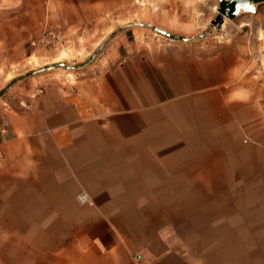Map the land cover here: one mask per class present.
<instances>
[{
	"label": "crops",
	"instance_id": "1",
	"mask_svg": "<svg viewBox=\"0 0 264 264\" xmlns=\"http://www.w3.org/2000/svg\"><path fill=\"white\" fill-rule=\"evenodd\" d=\"M134 2L0 0L22 38L124 28L4 110L0 264H264V110L243 59L110 26Z\"/></svg>",
	"mask_w": 264,
	"mask_h": 264
},
{
	"label": "rangeland",
	"instance_id": "2",
	"mask_svg": "<svg viewBox=\"0 0 264 264\" xmlns=\"http://www.w3.org/2000/svg\"><path fill=\"white\" fill-rule=\"evenodd\" d=\"M217 5V0H148V3L147 0H135L133 13L126 12L125 17H120L116 21L109 17L108 23L113 26L127 20L129 21L128 27L135 28L142 34L158 37L168 43H175L176 47L187 51L212 53L221 49H235L243 59L242 83L246 85L251 97L264 110V5L259 6L254 14L241 15L230 21L223 30L221 27L213 29L210 26L211 19L217 15ZM6 23V13L2 15L0 13V91L6 88L11 81L19 80L43 66L60 61L66 65L83 63L100 46L99 44L92 50L96 42L111 29V27L104 28L94 32L88 30L84 35L74 38L55 34L47 37L40 45H32L35 39L22 38L14 28L7 27ZM138 24L158 27L171 34L190 38L209 34L203 38L194 39V41L183 42L165 38ZM106 38L105 36L103 39ZM73 71L56 68L17 81L0 97V109L3 112L5 109L7 113L11 112L12 101L22 96L24 90L30 87L35 80L50 75L63 76ZM20 103L25 106L21 107ZM20 103L18 105L21 108H27L26 101L22 100ZM250 143L245 142L244 144ZM259 191L261 190L254 189L256 194ZM220 193L222 198L240 199L242 196L239 191L207 193V196L212 198L214 194L220 195ZM230 211L231 207L223 205L224 215L229 214Z\"/></svg>",
	"mask_w": 264,
	"mask_h": 264
},
{
	"label": "water",
	"instance_id": "3",
	"mask_svg": "<svg viewBox=\"0 0 264 264\" xmlns=\"http://www.w3.org/2000/svg\"><path fill=\"white\" fill-rule=\"evenodd\" d=\"M217 11L218 14L217 16L211 20L210 22V26L213 29H219L221 26V22L223 20V18H227L228 20H235L237 17L241 16V15H246V14H254L256 13V9L259 6L264 5V0H217ZM140 26H145L149 29H151V31L165 37L171 40H179V41H183V42H190V41H194V39H200L203 38L205 36H207L209 33H205L203 35H199L197 37H184L178 34H171L169 32H166L158 27H152L150 25H144V24H138ZM122 29L124 28H119L117 30H115L111 35H109V37L106 39V41H104L89 57L86 61H84L81 64L78 65H66L64 62H59V63H55V64H51V65H46L43 66L39 69H36L35 71L30 72L29 74L21 77L19 80L25 79L27 77L42 73L44 71H48V70H53L56 68H64V69H68V70H75V69H79V68H84L89 66L94 60L95 58L103 51V48L106 45V42L111 39L114 35H116L117 33H119ZM19 80H13L11 81L6 88H4L3 90L0 91V97L3 96L6 92V90L8 88H10L12 85H14L15 83H17V81Z\"/></svg>",
	"mask_w": 264,
	"mask_h": 264
},
{
	"label": "built area",
	"instance_id": "4",
	"mask_svg": "<svg viewBox=\"0 0 264 264\" xmlns=\"http://www.w3.org/2000/svg\"><path fill=\"white\" fill-rule=\"evenodd\" d=\"M52 33H47L44 34L40 39L36 40L35 42L32 43V45H40L42 43H44L45 39L49 36H52ZM43 90L42 89H36L34 91V93L32 94V96L37 97L38 95L42 94ZM21 107H24L25 104L23 105V103H20ZM9 129H10V123L6 117V113H1L0 114V145L1 143H3L5 141V138L7 137L8 133H9Z\"/></svg>",
	"mask_w": 264,
	"mask_h": 264
},
{
	"label": "bare ground",
	"instance_id": "5",
	"mask_svg": "<svg viewBox=\"0 0 264 264\" xmlns=\"http://www.w3.org/2000/svg\"><path fill=\"white\" fill-rule=\"evenodd\" d=\"M214 9V11H215V7L213 8ZM216 11H217V8H216ZM217 14H218V11H217ZM217 16V15H216ZM212 20V19H211ZM231 20H228L227 18H223V20H222V22H221V29L223 30L224 29V27L226 26V25H228L229 24V22H230ZM221 38V37H220ZM61 62V61H60ZM57 63H59V62H57ZM54 64V63H53Z\"/></svg>",
	"mask_w": 264,
	"mask_h": 264
}]
</instances>
